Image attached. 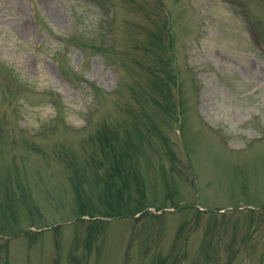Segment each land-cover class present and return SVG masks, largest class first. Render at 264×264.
I'll use <instances>...</instances> for the list:
<instances>
[{
	"label": "rangeland",
	"instance_id": "1",
	"mask_svg": "<svg viewBox=\"0 0 264 264\" xmlns=\"http://www.w3.org/2000/svg\"><path fill=\"white\" fill-rule=\"evenodd\" d=\"M0 264H264V0H0Z\"/></svg>",
	"mask_w": 264,
	"mask_h": 264
}]
</instances>
